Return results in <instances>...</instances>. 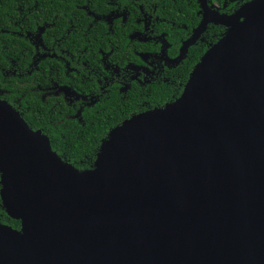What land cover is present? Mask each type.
Wrapping results in <instances>:
<instances>
[{"label": "water", "instance_id": "95a60500", "mask_svg": "<svg viewBox=\"0 0 264 264\" xmlns=\"http://www.w3.org/2000/svg\"><path fill=\"white\" fill-rule=\"evenodd\" d=\"M179 98L113 128L91 169L0 99V264H264V0L232 15Z\"/></svg>", "mask_w": 264, "mask_h": 264}, {"label": "flooded vegetation", "instance_id": "af4514ba", "mask_svg": "<svg viewBox=\"0 0 264 264\" xmlns=\"http://www.w3.org/2000/svg\"><path fill=\"white\" fill-rule=\"evenodd\" d=\"M187 1L198 6L197 23L170 15L167 0H71L74 7L64 0L69 5L55 16L49 13L53 0L46 6L34 0L25 13L21 0H13L0 22V99L48 137L64 121L88 128L91 113L130 105L136 93V102L144 101L150 85L168 82L178 68L202 21L200 4L231 15L250 0Z\"/></svg>", "mask_w": 264, "mask_h": 264}, {"label": "trees", "instance_id": "16d2710c", "mask_svg": "<svg viewBox=\"0 0 264 264\" xmlns=\"http://www.w3.org/2000/svg\"><path fill=\"white\" fill-rule=\"evenodd\" d=\"M33 1L34 0H21L22 7L24 9L23 13L26 12V8L28 6L33 5ZM38 1L41 5L46 6V0ZM53 1L54 2L51 6L52 10L49 12L52 16H55L65 5L70 4L71 7H74L71 0L69 4L68 2H63L64 0ZM250 1H247L246 3ZM12 2L13 0H0V22L6 21L7 16L4 9L7 11ZM197 7L198 6L195 8V6L191 5L190 1L187 0H167L166 3V10L170 13V15L172 14L174 17L178 16L179 21L188 23H191L193 20L197 23L198 18L195 13V9H197ZM200 10H202L201 4ZM214 25L216 26L211 27L209 33L204 35V42L198 44L194 43L188 47V50L184 54L182 60L176 66L178 68L172 70L171 74L168 76L170 77L168 82L150 85L144 91L145 100H147L145 105L137 107V104H142L145 100L142 101V99H140V101L136 102L135 99L140 97V94L136 93L132 96V103L130 105L127 104L124 105V107H120V105L114 104L112 107H107L104 112L97 114L91 113L87 119L89 123L88 128L82 127L77 123H67L64 121L63 125L58 127L57 132L49 134L53 150L57 152L63 160L73 164L76 168L80 170L91 169L104 140L108 136L107 133L110 128H113L114 126L121 124L126 119H129L130 113L133 111L143 112L148 109L151 110L156 107H161L168 102L175 101L181 96L194 66L199 62L203 54L211 47V45L215 44L226 32L225 26L218 24ZM120 108L121 111L119 110ZM114 109L119 111L114 114ZM0 224L9 225L14 229L20 228V222L11 219L7 215L3 208L1 198Z\"/></svg>", "mask_w": 264, "mask_h": 264}]
</instances>
